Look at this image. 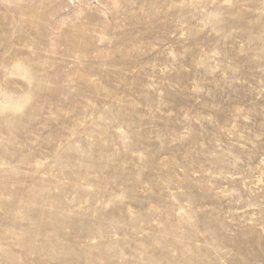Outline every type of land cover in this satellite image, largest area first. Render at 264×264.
Instances as JSON below:
<instances>
[{
  "label": "rangeland",
  "instance_id": "374dc122",
  "mask_svg": "<svg viewBox=\"0 0 264 264\" xmlns=\"http://www.w3.org/2000/svg\"><path fill=\"white\" fill-rule=\"evenodd\" d=\"M0 264H264V0H0Z\"/></svg>",
  "mask_w": 264,
  "mask_h": 264
}]
</instances>
